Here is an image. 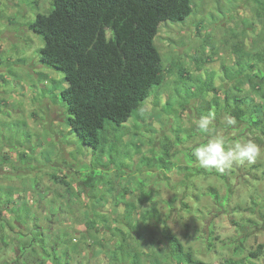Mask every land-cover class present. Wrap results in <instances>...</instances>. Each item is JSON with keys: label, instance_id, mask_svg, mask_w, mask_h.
<instances>
[{"label": "rangeland", "instance_id": "rangeland-1", "mask_svg": "<svg viewBox=\"0 0 264 264\" xmlns=\"http://www.w3.org/2000/svg\"><path fill=\"white\" fill-rule=\"evenodd\" d=\"M51 1L0 0V264H53L45 259L43 248L50 251L58 234L64 231L74 236L77 244L75 250L68 251L71 264H105L106 251L93 245L89 238L92 229L85 214L96 202L99 209L110 211L112 218L116 207L113 195H108L107 201H98L94 195L105 190L102 181L95 180L99 189L92 194V171H97V178L104 175L112 183L114 193H119L125 186L132 189L147 175L146 168L139 163L143 155L170 148L176 154L173 161L185 165L186 154L191 152L188 146L206 137L191 126L202 111L206 113L201 100L223 103L227 95L222 87V66L235 60L230 49L236 41L233 34L239 35L245 26L243 19L254 21L253 27L247 29L249 35L262 24L256 17L254 0H191L194 10L185 21H163L155 44L162 55L165 83L152 89L140 121L130 119L126 123L127 133L118 144L117 154V163L123 161L125 165L116 166L108 153L99 157L102 164L99 165L92 147L82 145L68 123L67 105L60 94L61 87L68 85L64 73L41 62L43 39L29 28L38 12L48 13ZM174 61L185 68L186 79H180L179 68L171 65ZM211 73L219 93L188 98L186 86L195 88L198 77L207 79ZM178 91L186 97L184 105L178 103ZM224 116L220 111L216 115L215 128L219 131H224ZM240 130L232 128L225 134L230 140L249 137L240 135ZM109 138L113 141L112 131ZM19 153L24 155L19 157ZM193 163L198 165L195 158ZM168 174L171 181L178 183L187 178L186 172L177 169ZM53 175L64 178L71 186L56 182ZM188 179L194 184L190 185L187 198L190 211L170 210L168 202L173 190L162 177L155 185L158 189L155 196L162 212L170 215L172 231L193 248L198 259L225 264L227 258L238 260L264 244V217L259 210L254 214L225 213L216 218L215 234L221 241L214 250L207 249L203 235L210 222V218L206 219L207 211L213 205L206 188L215 185L224 195L228 193L226 181H230L233 206L237 203L252 206V199L264 202V160L234 166L219 176H188ZM60 205L63 211L58 210ZM246 218H252L258 225L248 223L247 240L242 242V233L232 222H244ZM151 228L160 237L162 228ZM100 236L107 247H113V235ZM58 242L62 253L64 247L61 240ZM132 249L144 251L147 264H172L168 260L170 249L151 243L147 236L132 244ZM254 262L248 264H264V252Z\"/></svg>", "mask_w": 264, "mask_h": 264}, {"label": "trees", "instance_id": "trees-1", "mask_svg": "<svg viewBox=\"0 0 264 264\" xmlns=\"http://www.w3.org/2000/svg\"><path fill=\"white\" fill-rule=\"evenodd\" d=\"M254 1L257 4L256 17L262 25L249 35L247 29L253 27L254 21L242 20L245 26L240 29L239 35L233 34L236 41L230 48L235 60L233 64L222 66V87L227 92L224 102L211 104L210 101L201 100L202 110L206 109V113L202 111L201 115H207L212 110L216 115L219 111L225 115L231 114L237 120L234 129H241L240 135L248 134V138L264 144V0ZM50 7L48 13L38 12L29 28L43 39L41 62L62 71L63 79L68 82L67 86L61 87L60 94L67 105L71 130L76 132L82 145L92 147L93 156L98 163L99 157L108 153L112 163L124 166L123 161L117 163V154L118 144L127 133L126 123L130 119L140 121L142 108L152 95V89L161 88L165 83L162 55L155 44L160 25L167 20L185 21L193 13L192 2L52 0ZM171 65L179 68L180 79H186V70L180 62L174 61ZM195 82V88L186 86L188 98H200L205 93H219L214 73L209 74L207 79L198 77ZM178 96V103L184 105L186 97L179 91ZM111 131L113 141L109 138ZM22 155L24 154L19 153V157ZM175 156L170 148H162L159 153L153 151L152 155H143L139 163L146 168L147 175L135 183L132 189L125 186L119 193H114V188L110 187L112 183L104 175L97 178V171H92V194L99 189V186H95V180L102 181L105 190L94 195L98 201H107L106 197L113 195L116 207V214L112 218L110 211L99 209L96 202L89 206L85 214L88 226L92 229L89 238L93 245L106 251L108 260L105 264H147L144 260L146 253L134 252L132 249V244L138 243L145 236L151 243L162 244L163 248L170 249L168 257L171 259L168 260L172 264H211L198 259L193 248L185 245L172 231L170 215L163 213L158 205L155 196L158 189L155 185L159 184L162 177L173 190L168 202L171 211H190L187 198L190 185L194 184L188 176H219L221 173L195 165L191 152L186 154L188 162L185 165L174 162ZM4 159L6 160L5 157ZM174 169L186 172L187 178L181 179L179 183L171 181L168 172ZM53 177L56 182L71 186L64 178ZM225 178L228 179V176ZM226 185L228 193L224 195L215 185L206 188L213 202L212 208L207 211L206 219L210 218V222L203 229L208 250L216 249L217 243L221 241V237L215 234L214 223L222 214L248 211L254 214L259 210L264 217V202L252 199V206L245 207L242 203L233 206L229 194L233 189L232 183L226 181ZM6 194L9 196L10 192L6 191ZM58 210L63 211V206L60 205ZM243 221L233 220L232 223L241 231V240L245 242L248 223L258 225V222L252 218ZM151 227L162 228L160 237H157L156 231ZM101 234L113 235V247L106 246ZM74 239L66 231L58 234L57 242L50 251L43 248L47 255L45 259L48 258L53 264H71L68 251L77 248ZM60 240L64 247L62 253L58 248ZM41 241L44 242L42 234ZM263 252L264 244H259L257 250L249 252L247 256L238 260L227 258L225 264L255 263L254 259L258 260Z\"/></svg>", "mask_w": 264, "mask_h": 264}, {"label": "clouds", "instance_id": "clouds-1", "mask_svg": "<svg viewBox=\"0 0 264 264\" xmlns=\"http://www.w3.org/2000/svg\"><path fill=\"white\" fill-rule=\"evenodd\" d=\"M216 114L209 112L192 122V127L205 139L195 145H189L191 155L198 165L205 170H216L220 173L230 171L234 166L256 164L264 160V144L251 138L232 139L225 134L237 126V120L231 114L223 117L224 131L215 128Z\"/></svg>", "mask_w": 264, "mask_h": 264}]
</instances>
